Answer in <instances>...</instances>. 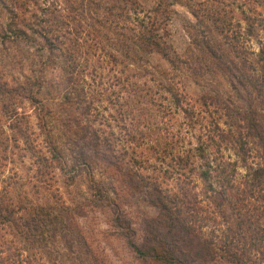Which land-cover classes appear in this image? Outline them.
Instances as JSON below:
<instances>
[{"label":"rangeland","instance_id":"1","mask_svg":"<svg viewBox=\"0 0 264 264\" xmlns=\"http://www.w3.org/2000/svg\"><path fill=\"white\" fill-rule=\"evenodd\" d=\"M202 3L211 5L215 1L0 0V33H5L12 23L23 25L34 22L35 28L39 29L44 19L46 25L60 15H75L76 6L79 17L72 18L70 25L76 32L77 51L81 53L75 66L79 72L78 87L81 89L84 86V91L90 88L95 97L94 105L107 116L103 118L93 114L94 127L114 141L123 162V173L128 171L137 180L151 178L171 193L186 187L180 196L186 199V202L183 201L185 204L181 203L183 211L197 224L196 228L203 234L200 238L216 248V257L207 264H233L223 256L226 254L225 244L229 252L239 255L251 252L260 256L257 248L249 244L250 233L246 231V226L240 228L238 222L241 217L251 216L249 220L252 223L259 221L264 226V201L260 194L248 189L242 167H239L236 186L229 191L230 201L226 200L223 204L199 175V167L213 157L214 148L206 134L208 128L214 122H220L222 128L227 127L223 123L227 118L224 110L215 102L204 103L203 99L219 95L239 101L221 73L199 72L198 67L204 63V58L192 42L189 27L196 24L194 10ZM244 3L247 10L251 7L264 15V0H222L219 4L240 18L243 15L237 6L242 7ZM116 6L125 7L127 12L133 9L140 17L145 13L158 17L159 35L172 47L175 56L187 61L188 67L197 68L195 74L188 70L191 68L180 73L160 53L150 54L149 69H153L155 74L148 72L139 77V85L145 87L143 93H148L146 98L156 102L148 106L132 102L129 105L132 110L126 112L118 109L114 103L117 98L108 86L109 82H115L116 74H122L119 68L123 66H117L114 75L108 74V69L99 67L102 62L90 48L96 41L86 35L88 30L104 34L110 24L115 25L116 22L110 23V20H118L120 14ZM104 7L116 8L117 12H108ZM130 14L134 15L133 12ZM42 44L39 39L29 44L23 39L0 35L1 264H152L150 260L139 258L129 247L122 236V229L113 222V208L94 204L86 171L82 170L72 180L63 169V164L53 158L46 139L48 127L47 130L42 127L39 109L27 96L28 87H33L39 98L46 99L48 93H52L66 79L60 66L53 64L49 51L41 48ZM253 45L255 48L259 46L255 41ZM161 69H168L170 76H178L175 92L180 102L166 87L154 86L150 80L154 77L160 82L162 77L156 71ZM114 90L117 92L118 88ZM80 97H84V92ZM46 103L49 104V100ZM156 103H163L164 107L159 108ZM52 106L54 111L58 110L56 102ZM84 110L80 103L69 113L80 117ZM55 116L62 118L63 114L59 112ZM56 126L62 127L59 124ZM200 145L207 148L205 156L197 154L193 157V154L200 153L197 149ZM225 158L236 159V156L227 151ZM98 175L100 172L96 173V178H99ZM180 176L182 180L186 177L187 186L177 179ZM118 185L122 189L118 197L127 203L125 208L133 226L138 229L136 237L141 242L148 224L159 215L160 209L151 205L143 192L130 193L123 181H118ZM42 208L53 210L54 216L64 217L66 223L63 229V223H57L40 237L38 230H29L24 221ZM194 235L193 246H196L199 238L197 233ZM75 253H79L81 262H70V259H75ZM21 258L25 260L23 263L16 261Z\"/></svg>","mask_w":264,"mask_h":264},{"label":"trees","instance_id":"2","mask_svg":"<svg viewBox=\"0 0 264 264\" xmlns=\"http://www.w3.org/2000/svg\"><path fill=\"white\" fill-rule=\"evenodd\" d=\"M214 1L215 4L202 3L194 10L197 21L195 25L189 27L192 42L204 58L202 60L204 63L198 68L201 74L221 73L229 81L239 101L219 95L203 99L204 103L215 102L224 110L227 118L223 123L227 127L222 128L220 122H214L208 128L206 134L214 148L213 157L207 164L199 167V175L210 190L221 198L223 204L226 200L230 201L229 191L236 186L239 167H242L245 169V183L248 189L254 194H260L264 201V15L251 7L247 10L244 3L241 4L242 7L237 6L241 8L240 13L243 15L238 18L219 4L222 0ZM116 7L119 8L120 14L118 20H110V23L116 22L115 25L110 24L104 34H100L99 31L94 34L91 33L92 30H88L86 35L96 41L90 48L94 50L92 54L102 62L99 67L108 69L107 73L114 75L116 67L123 66L119 68L122 74L119 76L116 74L115 82H109L108 86L117 98L114 103L118 109L126 112L132 110L129 109L132 102H141L144 106L156 102L150 100V97L146 98L148 93H143L145 87L139 85V77L145 76L148 72L155 74L153 69H149L150 54L160 53L172 68L180 73L186 68H191L188 70L195 74L197 68L188 67L187 61L175 56L172 47L162 35H159L158 17L150 13L140 17L133 9L127 12L125 7ZM76 8L75 6L76 13L73 16L60 15L46 25L44 19L39 29L35 28L34 22H25L23 25L12 23L6 28L5 33H0L2 37L23 39L29 44L41 40L43 42L41 48L48 50L53 64L60 66L64 71L63 77L65 76L66 81L60 83L57 89L54 88V92L48 93L49 98H39L35 89L28 87L30 91L27 96L39 109L38 116L42 121V127L46 130L48 127L46 139L53 158L63 164V169L72 180L82 170L86 171L94 204L113 208L114 224L122 229V236L139 258L150 260L152 264H207L213 261L216 257L214 252L216 248L210 246L207 240L200 238L202 232L196 228L197 224L185 215L183 205L181 206L183 201L186 202L185 198L180 197L186 187L182 191L171 193L151 178L147 181L144 177L143 180H137L129 175L128 171L123 173V162L117 154L114 141L94 127L91 119L93 114L101 115L103 118L107 116L94 105L95 97L91 89L84 91V86L81 89L78 87L79 72L75 66L81 53L77 51L76 32L70 25L72 18L79 17ZM104 9L108 12H117L116 8ZM131 12L134 13L133 16ZM254 41L258 43V48L254 47ZM108 56L109 60H106ZM178 62L184 66H180ZM156 73L162 80L160 83L151 77L153 85L166 87L180 102L181 99L175 92V80L178 76H170L168 69H161ZM61 84L64 85L62 88ZM206 87L209 88L208 85ZM112 88H118L117 92ZM83 92L84 97L81 98ZM48 100L49 104L46 103ZM54 102L58 105L57 111H54L52 106ZM80 103L85 107L80 117L69 113ZM156 105H159V108L164 107L163 103ZM159 108L157 110H160ZM59 112L63 114L62 118L55 116ZM85 117L89 119L86 120ZM57 124L62 127L57 128ZM197 149L200 153L193 154V157L197 154L205 156L207 150L205 145H200ZM227 151H232L236 159L225 158ZM99 172L100 176L96 178V173ZM185 178L182 180V176L177 177L178 180H182L184 186H187ZM118 181L125 182L132 194L143 192L145 199L160 209L159 215L148 224L141 242L136 237L138 229L133 226V221L126 210L127 203L118 197L122 191ZM250 218L251 216L241 217L238 224L240 228L246 226V231L250 233L249 244L257 248L260 256L251 252L247 254L244 252L242 255L229 252L225 249L228 248L225 244L223 248L226 254L223 256L229 258L233 264L264 262V248H261L264 245V226L259 221L252 223ZM25 223L29 230H38L40 237L57 223H63V229L66 221L64 217L54 216L53 210L42 208L24 221ZM195 233L199 240L196 246H193ZM78 243L81 247V242ZM259 243L261 245L258 247ZM16 261L23 263L25 260L21 258ZM79 261L81 262L79 253H75V259H70L71 263Z\"/></svg>","mask_w":264,"mask_h":264}]
</instances>
